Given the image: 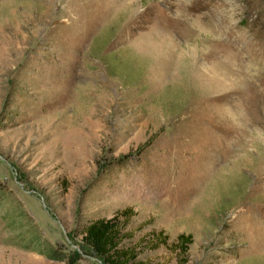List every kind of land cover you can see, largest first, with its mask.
<instances>
[{"label":"rangeland","instance_id":"1","mask_svg":"<svg viewBox=\"0 0 264 264\" xmlns=\"http://www.w3.org/2000/svg\"><path fill=\"white\" fill-rule=\"evenodd\" d=\"M190 2L0 0V264H65L34 234L103 264L81 233L125 209L144 264H264V0L195 66L162 39L213 7Z\"/></svg>","mask_w":264,"mask_h":264},{"label":"trees","instance_id":"2","mask_svg":"<svg viewBox=\"0 0 264 264\" xmlns=\"http://www.w3.org/2000/svg\"><path fill=\"white\" fill-rule=\"evenodd\" d=\"M129 209L120 211L109 220H95L85 224L82 231V245L87 248L93 255L97 256L103 264H144L137 257V252L132 248H125L123 240L125 239V221L128 218ZM119 217H118V216ZM120 217L122 220H120ZM33 233V232H32ZM127 237V236H126ZM153 249L160 244L166 245L167 238L163 236V232L153 231L149 235V240L144 242ZM192 243L190 234H180L177 237L175 248L182 254H186L188 245ZM36 252H41L49 259L55 261H65V264H77L75 255H69L67 258L64 255L58 256L57 250L52 246L42 241L39 236L31 235L30 241L26 242V246Z\"/></svg>","mask_w":264,"mask_h":264},{"label":"clouds","instance_id":"3","mask_svg":"<svg viewBox=\"0 0 264 264\" xmlns=\"http://www.w3.org/2000/svg\"><path fill=\"white\" fill-rule=\"evenodd\" d=\"M185 3L188 9L192 8L190 0H185ZM241 15L242 6L238 0H213L211 12L195 13L189 18V29L193 35L180 39L174 33H167L162 34V39L171 42L179 61H189L195 66L201 56L212 51L211 44H220L229 39ZM176 16L179 18L180 13H176ZM222 62L233 68H237L239 63L236 53L231 51L223 56ZM200 67L207 72L210 66L201 63ZM244 67L249 75H255L256 69L251 62Z\"/></svg>","mask_w":264,"mask_h":264}]
</instances>
